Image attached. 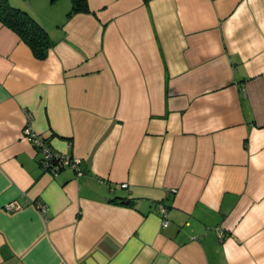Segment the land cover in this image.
<instances>
[{
    "label": "crops",
    "instance_id": "obj_1",
    "mask_svg": "<svg viewBox=\"0 0 264 264\" xmlns=\"http://www.w3.org/2000/svg\"><path fill=\"white\" fill-rule=\"evenodd\" d=\"M89 3L0 21V264H264V0Z\"/></svg>",
    "mask_w": 264,
    "mask_h": 264
},
{
    "label": "trees",
    "instance_id": "obj_2",
    "mask_svg": "<svg viewBox=\"0 0 264 264\" xmlns=\"http://www.w3.org/2000/svg\"><path fill=\"white\" fill-rule=\"evenodd\" d=\"M68 17L77 13H92L89 0H71ZM0 21L16 32L27 43L37 58L44 59L55 45L46 27L29 11L15 6L9 0H0ZM115 203L132 205V200L116 198Z\"/></svg>",
    "mask_w": 264,
    "mask_h": 264
},
{
    "label": "built area",
    "instance_id": "obj_3",
    "mask_svg": "<svg viewBox=\"0 0 264 264\" xmlns=\"http://www.w3.org/2000/svg\"><path fill=\"white\" fill-rule=\"evenodd\" d=\"M24 134L27 138H29L33 146L41 154L40 163L44 169L54 174H58L61 170L67 167H72L78 172L81 171L80 158L72 155L70 156L68 154H64L55 150L45 138H43L33 130V127L29 120L24 128ZM122 186L127 187L128 183H124L122 184ZM22 206L23 205L19 201H11L6 205V209L16 210L21 208ZM39 206L42 209H45V206L42 203H39ZM163 214V224L166 226L169 224V220L167 218L168 213L166 208H163Z\"/></svg>",
    "mask_w": 264,
    "mask_h": 264
},
{
    "label": "rangeland",
    "instance_id": "obj_4",
    "mask_svg": "<svg viewBox=\"0 0 264 264\" xmlns=\"http://www.w3.org/2000/svg\"><path fill=\"white\" fill-rule=\"evenodd\" d=\"M10 3H12L13 5H20L22 4L23 9L27 10V11H39V13H45L47 12V9H50L51 7H55V5L57 4V6H61L64 5L65 0H9ZM14 1V2H12ZM67 4L70 2V4L72 3L71 0H66ZM20 3V4H19ZM33 4V7L31 6ZM54 4V5H53ZM32 9V10H31Z\"/></svg>",
    "mask_w": 264,
    "mask_h": 264
}]
</instances>
